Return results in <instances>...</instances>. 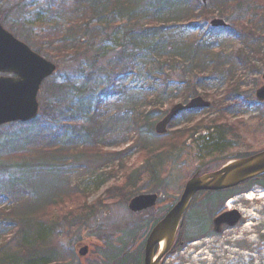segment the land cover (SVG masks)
<instances>
[{"label":"trees","instance_id":"16d2710c","mask_svg":"<svg viewBox=\"0 0 264 264\" xmlns=\"http://www.w3.org/2000/svg\"><path fill=\"white\" fill-rule=\"evenodd\" d=\"M143 3L144 6H141ZM57 6L62 19L73 18V21L67 27L58 25L47 29L36 41H30L35 48L32 45L30 47L55 61L59 69V63L63 61L60 59L69 56H73L76 61L80 59L79 67L84 61L88 77L80 85L70 78L63 83L47 80L44 85L51 92L50 102L41 105L40 116L28 124L2 128L22 127L12 137L0 139V163L4 164L3 168L0 166V200L3 196H9L13 203L12 207L0 210V237L7 239L4 244L0 243V264H66L67 257L57 244L60 239L59 228L67 224L72 230L73 224L78 225V219L82 218L83 222L79 225L85 226L96 212L94 205L89 204L87 191L70 184L72 162L77 165L78 160L94 156L87 154L101 153L99 147L105 140L108 145L116 144L128 136L129 130L144 128L155 133L153 122L158 118V107L169 102L164 99L187 103L199 95L198 88L208 89L215 76H219L220 82L225 77L234 80L239 65L246 67L251 63L249 57L245 56L247 52L228 54L219 46L221 41H240L249 51L252 49L250 42L256 40V36H261L260 41L264 42V34L260 35L258 31L260 27L252 31L248 25L240 23L252 11L248 9L251 8L248 0H220L214 6L212 0L206 5L200 0H60ZM213 12L220 18L233 14L235 21L232 22V28L212 29L207 22L214 17ZM190 30L200 35L196 38L185 35ZM105 39L118 46L120 51L108 61L106 68L103 65L104 69L99 73L97 68L104 54L98 48L104 45ZM150 57L157 58L162 65L170 66L171 72L183 65L182 68L186 70L185 81L166 84L159 89V94H153L152 97L138 95L123 101L119 95H126L128 87L118 80L129 74L138 76L140 71L135 72L136 63ZM239 80L237 78V82ZM91 85L97 88L85 96L86 89H90ZM235 87L233 84L229 97L234 105L244 108L243 111L264 106H254L247 97L238 94ZM142 90L139 92L142 93ZM114 92L122 100L120 104L117 103L112 111L101 107L108 98H112ZM123 103L127 104L120 108ZM228 108L232 111L233 105ZM226 121L211 122L210 126L199 124L187 131L188 140H194L203 129H215L225 138L224 134L230 131L225 126ZM35 125L34 128H25ZM178 134L182 137L166 145L169 152L150 150L149 143L142 138L137 142L147 156L148 173L154 180L157 178L160 158L167 157L179 144L186 143L183 139L185 132ZM33 147H36L38 156L30 154ZM209 149V156L221 153L218 146ZM78 150L81 151L77 153ZM39 175H42L46 186L40 179L42 189L29 193L27 185ZM130 181L133 178L122 185L123 188L108 192L107 199L127 203L136 194V188H132L134 186ZM252 184L250 182L232 190L209 193L205 202L214 199L223 205L226 200L244 193ZM24 196L30 197L25 198L29 200L21 205L18 201ZM31 196L34 199H30ZM4 198L8 200V197ZM192 204L189 212L191 221L182 230L183 241L186 239V242L195 239L189 233L195 227L191 212L193 207L199 206L196 201ZM67 205H73L71 209H79V212L64 214ZM171 207L172 204H168L166 211ZM55 211H59L58 216L54 215ZM160 219L161 216L153 221ZM200 225L197 223L196 226ZM9 229L15 233L12 234L13 231Z\"/></svg>","mask_w":264,"mask_h":264},{"label":"rangeland","instance_id":"374dc122","mask_svg":"<svg viewBox=\"0 0 264 264\" xmlns=\"http://www.w3.org/2000/svg\"><path fill=\"white\" fill-rule=\"evenodd\" d=\"M55 1L56 3H54V0H0V22L18 39L29 46H33L30 41H36L47 29L58 25L67 27L73 21V18L65 20L61 18L62 16L57 6L60 0ZM219 1L212 0V5H216ZM248 2L251 4V8L248 9H252V11L240 23L245 26L248 25L247 27H250L252 31L260 27L258 31L262 35L264 34V0H248ZM141 6H144V3ZM213 14L214 17L212 19L220 18L216 12H213ZM230 15L223 19L232 24L235 19L232 16L233 14ZM122 24L123 22L119 26ZM185 35L196 38L200 34L190 30ZM260 37L256 36V40L250 42L252 47L250 51L240 41L227 40L219 43V46L225 49L228 54L240 51L247 52L245 56L249 57L250 62L246 60L251 65L246 67L239 65L237 77L234 78L236 82L227 79V77H225L223 82H220L218 80L219 76H215L214 82L209 85L208 89L198 88L199 95H202L212 105V107L207 108L208 110L198 111L192 115H180L173 121L168 133L162 137L155 133H150L144 128H139L136 131L129 130L128 136L121 138L116 144L108 145L106 144L107 140H105V144H102L103 148L99 147L101 153L87 154L86 156H94L88 157L87 160H78L77 165L72 162L70 168L73 173L69 175L70 184L87 191L89 204L94 205L95 214H98L95 217H91L89 223L85 226L79 225L81 221L83 222L82 218V220L78 219V225L73 224L72 230L65 223H63L65 224L63 228H59L60 239L57 244L67 257L66 264H79L77 263L74 249L80 242L89 245L91 248L90 254H96L102 249V246L91 244L88 240L93 239L101 243H110L113 249L120 248L121 244L134 247L141 241L142 231L146 224L153 220L162 208L154 209L156 211L132 213L126 203L118 202V199H107L108 192L115 188H123L122 185L127 183L130 178H133V181H130L131 185L134 186L132 188H136L135 195L141 196L156 193L160 196L161 207L163 203L165 204L170 199L177 201L182 195L188 179L199 169L206 167L218 169L226 163V160L264 150V106L260 109L246 112L243 111L244 108L236 105L233 106L232 111L228 108L232 105L229 93L233 84L236 86L238 94L247 97L250 101L256 100L254 92L261 83L260 78L264 72V61H261V59H264V42L260 41ZM120 39L118 44H120ZM100 50L103 52L104 57L100 60L102 62L97 68L99 73L106 68V64L112 57H116L120 49L105 39L104 45L98 48V51ZM52 55L55 56L56 54L53 53ZM50 60L53 61L52 59ZM60 60H63L59 63L61 65L60 71L52 79L63 83L65 79L70 78L78 85L87 79L88 72L85 71L84 61L79 64V67L77 65L80 59L76 61L73 56ZM182 67L183 65L177 68L176 71L171 72L169 71L170 66L162 65V62L155 57L138 62L135 70V72L140 71L138 76L129 74L118 80L121 84L124 82L125 86L128 87L126 95L123 96V93H121L119 96L123 101H127L128 99L126 98L131 96L152 97L153 94H159V89L166 86V84L171 85L174 81H185L184 73L186 70ZM237 78H240L239 82H237ZM48 88H45L44 85L40 92L39 101L41 105L50 102L51 92ZM95 88L97 87L91 85L90 89H86L87 93L85 96L90 93V90ZM140 89H143L142 93L139 92ZM149 90L152 92H149ZM108 99L101 107L111 111L117 103L120 104V101H122L116 96L115 92L112 98ZM164 100L169 102L167 103L166 101L162 107H158L160 112L156 114L158 118L153 122L154 125L164 118L174 105L183 103L182 100L177 99L168 98ZM126 104H121L120 108H123ZM222 119H227L225 126L230 129L228 134H224L225 138H222L221 134L215 129L210 131L203 129L196 135L194 140H188V130L199 124L210 126L211 122L218 123ZM34 127L36 125L25 128ZM203 127L200 126V128ZM21 128L20 126H15L9 129H1L0 139L12 137ZM186 128L187 130L184 131ZM125 131L127 132L128 129H125ZM181 132H185L183 139L186 143H183L184 145L179 144L167 157L160 158V162H158L160 165L156 170L157 178L154 180L148 173L150 169L146 164L148 159L145 157L147 156L137 142L142 138L149 143L150 150L169 152L166 149V145L171 140L174 141L182 137L178 134ZM208 142L211 143L209 144ZM217 146L221 153H213L209 156L207 153L210 150L209 147ZM32 149L33 151L30 154L38 156L36 147ZM80 151L78 150L77 153ZM90 152L94 151L90 150ZM8 158L6 157V159ZM0 166L3 168L4 164L0 163ZM1 173L8 172L2 171ZM41 178L42 175H39L38 178L33 177V181L27 185L29 193H35L42 189L41 180L44 182L43 185L46 186L45 181ZM257 188L246 194L247 197L255 195L256 197L253 199L250 200L247 197L238 196L232 198V203L229 205L231 208H237L243 213V224L245 225L228 230L221 236L213 235L207 239H201L185 245L181 250L173 253L165 264H264V198L258 199L257 197L259 194H264V190L260 191ZM116 193L119 194L121 191H116ZM4 197H8L9 200V196L2 197L0 210L7 209L9 206L12 207L13 204ZM27 197L30 196H24L18 202L23 205L29 200H24ZM30 199L34 198L31 196ZM228 203L227 201L224 208H222L221 203L211 199L205 205L193 207L191 215L194 217L192 224L195 227L189 232L190 235L199 237L208 231L212 218L220 212L228 210ZM71 206L73 205L66 206L67 210L64 211V214L65 212L67 214L79 212V209L75 211L71 209ZM49 213L53 216L52 210ZM54 215L58 216L59 211H55ZM197 223L201 225L196 226ZM9 231L13 230L9 229ZM14 233L13 231L12 234ZM5 240L7 239L0 237L1 244H4ZM98 254H101V252ZM87 260L91 261L90 258H87L82 261V264H86Z\"/></svg>","mask_w":264,"mask_h":264},{"label":"water","instance_id":"95a60500","mask_svg":"<svg viewBox=\"0 0 264 264\" xmlns=\"http://www.w3.org/2000/svg\"><path fill=\"white\" fill-rule=\"evenodd\" d=\"M206 3L207 0H202ZM212 27H227L222 20L211 22ZM57 66L35 53L25 43L17 40L0 24V127L11 123H27L34 120L40 110L38 95L43 82L52 77ZM264 80V76L262 78ZM256 97L264 102V84L256 91ZM202 97L193 99L188 105H176L169 115L156 126V132L163 135L171 121L182 111L209 108ZM264 174V151L251 157L234 160L211 173L198 172L185 186L175 207L153 229L145 249V264H160L171 250L184 214L193 198L199 192H218L235 188L242 183ZM156 195L139 196L129 205L133 212H141L156 205ZM241 219L238 212L224 213L214 220L216 233H222L223 226L233 228ZM160 246L157 257L156 247ZM79 258H86L89 246H77Z\"/></svg>","mask_w":264,"mask_h":264},{"label":"flooded vegetation","instance_id":"af4514ba","mask_svg":"<svg viewBox=\"0 0 264 264\" xmlns=\"http://www.w3.org/2000/svg\"><path fill=\"white\" fill-rule=\"evenodd\" d=\"M262 180L264 181V177L260 179V181ZM163 206L164 205L159 208H163ZM243 223L244 221H241L240 225H245ZM154 225L155 224H151L148 229L142 233L141 241L134 247H125L121 244L120 248L113 249L110 248V243L109 245L107 243H103L102 249L96 252V254L92 253L89 257L91 261L87 260L86 264H145L146 242ZM175 249L177 248H173L172 251H175ZM100 252L101 254H98ZM172 254L173 252H170L166 259L163 260L164 263L162 262L161 264H165V262L170 259Z\"/></svg>","mask_w":264,"mask_h":264},{"label":"bare ground","instance_id":"6f19581e","mask_svg":"<svg viewBox=\"0 0 264 264\" xmlns=\"http://www.w3.org/2000/svg\"><path fill=\"white\" fill-rule=\"evenodd\" d=\"M254 197H255L254 195H251V196H249V199H253ZM259 198H260V199H263V198H264V194L260 195Z\"/></svg>","mask_w":264,"mask_h":264}]
</instances>
